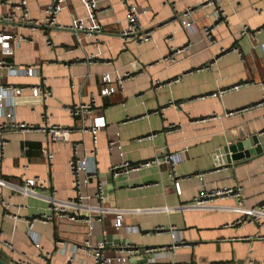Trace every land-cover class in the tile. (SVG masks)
I'll use <instances>...</instances> for the list:
<instances>
[{
	"label": "crops",
	"instance_id": "0c3cea01",
	"mask_svg": "<svg viewBox=\"0 0 264 264\" xmlns=\"http://www.w3.org/2000/svg\"><path fill=\"white\" fill-rule=\"evenodd\" d=\"M21 1L0 0V17L10 11L15 15L0 23V32L26 38L10 53L0 44V61L12 65L9 70L0 67L4 94L0 125L7 123L6 115L12 111L14 122L43 129H3L6 144L0 178L6 183H0V259L9 264H19L22 258L31 264H97L90 251L72 247L86 240L93 245L105 240L106 257L116 256L121 244H131L138 251L126 263L114 259L103 264L264 260V224H234L240 216L236 198L203 207L193 204L202 189L215 187H241L246 207L264 202V152L230 163L216 162L229 137L257 135L264 145V0H219L217 5L211 0H177L174 7L166 0H127L138 6L141 33L126 39L120 35L128 23L123 0H96L99 34L24 22L22 11L13 8ZM51 1L27 0L30 16L40 18ZM219 7L226 21L217 17ZM187 8L193 10L192 32L181 25ZM75 18L91 24L82 0H67L59 22L69 25ZM211 26H215L212 43L204 33ZM145 32L149 37L142 40ZM127 74L132 77L120 87ZM40 83L52 90L46 105L30 90L16 96L1 87ZM239 84L223 96H211ZM106 87L115 90L104 94ZM93 99V112L83 117L73 116L67 108ZM180 101L186 104L178 108ZM94 116L106 120L97 140L82 130ZM52 124L68 131L52 140L48 131ZM43 148L53 152L52 162ZM92 150H96L97 177L82 187V194L93 196L101 182L102 204L108 210L99 214L98 200L92 197L82 201L87 207L68 210L80 216L79 221L54 214L53 197L79 201L70 161ZM169 153L181 156L175 166L161 162ZM148 160L155 161L118 175L111 169L122 162ZM33 177L45 182V187H37V194L23 193L18 186ZM172 226L183 242L168 231ZM158 227L168 230L159 232Z\"/></svg>",
	"mask_w": 264,
	"mask_h": 264
},
{
	"label": "built area",
	"instance_id": "2783aa9c",
	"mask_svg": "<svg viewBox=\"0 0 264 264\" xmlns=\"http://www.w3.org/2000/svg\"><path fill=\"white\" fill-rule=\"evenodd\" d=\"M5 3H10L11 0H3ZM125 1L126 5V18H127V26L121 31L120 35L123 38H134L136 36H139L141 33V24H140V18H139V9L136 4L133 2L123 0ZM177 0H166L167 3L171 4V6H175ZM219 0H211L210 3L217 5ZM84 3L85 7L88 10L89 13V18L91 20V24L88 25L86 24L83 20L79 18L73 19L72 23L69 25H63L59 21V14L60 12L67 7V0H52L48 6H46L43 10V14L40 18L35 19L29 14V8H28V3L27 0H22L20 4L15 5L13 8L20 9L22 11V19L24 22L27 23H32L37 26H58L61 29H68L72 30L75 32H88L92 34H99L101 32V25L97 20L98 16V6H97V1L96 0H82ZM192 12L193 10L191 8H187L184 12V18L181 20V25L182 27L187 30L188 32H192L193 29V22H192ZM225 12L221 10V8H217L216 10V15L221 21H226L227 16L224 14ZM14 13L13 12H8L7 14L3 15L0 17V23L6 22L8 20H11L14 18ZM215 26L211 27H205L204 28V33L209 40V42H214L215 37H214V30ZM245 30L242 32L244 33ZM149 37V33L145 32L142 36V40H145ZM25 37H17L12 34L0 32V44L3 50L7 53L12 52L13 46L18 45L22 40H25ZM13 40L14 44L11 42ZM47 44L49 46H52V41L51 39L47 40ZM238 49V48H237ZM178 52V50L171 55L170 60H174L175 54ZM0 67L4 69H12V65L6 64L3 61H0ZM27 72L29 74L33 73V70L31 67L27 68ZM132 75L127 74V76L123 77L121 79V84L120 87L122 86V82L126 78H131ZM105 81H109L110 77L109 75L104 76ZM175 81H178L176 79ZM242 84L229 87V88H224L220 89L218 91H215L211 94L212 97L216 96H223L225 93L228 91H231L233 89H237L241 86ZM4 90H10L14 93L16 96H20L23 94L25 90H30L32 92V96L41 104L46 105V100L52 95V90L44 85L43 83L37 84V85H14V84H7L4 86H1ZM115 90L114 87H106L103 89L104 94H110ZM4 99V94L0 92V105L3 102ZM94 104L95 101L94 99L91 100L90 102H83L79 104H74L71 106H68V110L71 112L73 116H85L86 114H90L93 112L94 109ZM185 102L180 101L176 103V107H184ZM7 118L8 121L7 123H4L0 125V163L3 160L4 156V147L6 144V141L3 139V129L10 126L13 128H18L22 129L25 131H30V130H41L43 129L42 127H38L35 124H27V123H18L14 122V113L12 111L7 113ZM86 121V119L84 118ZM106 126V120L104 116H94L92 120L91 125L83 126L82 130L91 132L93 134L94 140H97V134L100 129L105 128ZM173 127V126H172ZM48 131H50L52 135V140H56L58 133L59 132H67L68 129L63 128L60 125L52 124L48 128ZM114 144V142H112ZM42 152L44 156L47 158L49 162H52L54 158L53 152H51L48 148H43ZM95 155H96V150H92L88 155L86 156H77L74 159L70 161V169L71 173L73 176V186H74V191L78 195V202H72V201H63L59 200L56 198H52V205L51 209L54 211V214H57L62 217H67L72 221H79L82 218L78 216L77 214H69L68 210L70 208H83L87 207L82 201H86L92 197H95L98 200V210L100 211L99 214L106 212L108 209L103 206V200H104V195H103V186L102 183L99 182L96 185V191L94 195L90 194H82V187L86 184L89 183L90 180H93L94 178L97 177V169H96V164H95ZM181 159V156L178 154H166L163 156L161 162H167L170 163L171 165L175 166L176 163H178ZM155 160H148L144 162H140L138 164H130L129 162H122L118 164H114L112 166V171L118 175L120 173H125L129 172L131 170H138L141 169L142 167H146L151 165ZM85 175V179L82 178V175ZM198 177L202 180L203 179V174H199ZM0 183L5 184V180L0 178ZM19 189L25 193V194H37V187H45V182L41 181L37 177L33 178H26L21 186H18ZM175 188L177 192H181V187H180V182L179 180L175 179ZM242 188L241 187H215L211 189H202L198 196L195 198L193 204L195 206L203 207L205 205H208L210 203L224 200L227 198H236L238 200V205L237 209L240 211V216L239 218L235 221L234 224H242L245 222L248 223H253V222H258L260 225L264 224V202L258 204L255 207H246L243 204L242 201ZM168 229L164 227H158L156 228V231L163 232ZM168 231H171L172 235L174 238L178 239V241H182V238L179 236V231L175 228V226H172ZM32 239L36 243L37 246L38 244V238L35 236L34 232H30ZM247 237H242L241 239H246ZM106 248V241L102 240L99 241L96 245H93L90 240H86L85 243L82 246H74L72 249L74 251H78L80 249H85L91 252V254L95 258V262L97 264H103V263H110L114 259L121 262V263H126L129 261V258L137 252L138 250L135 248V246L131 244H121L119 245L116 249V256L113 257H106L103 254L104 249ZM251 264H264V260L262 261H255L254 259H250ZM19 264H31L28 260L25 258H22L19 260Z\"/></svg>",
	"mask_w": 264,
	"mask_h": 264
},
{
	"label": "water",
	"instance_id": "95a60500",
	"mask_svg": "<svg viewBox=\"0 0 264 264\" xmlns=\"http://www.w3.org/2000/svg\"><path fill=\"white\" fill-rule=\"evenodd\" d=\"M240 137V138H239ZM264 152V145H261L257 135L234 136L228 138V143L217 153V165L230 163L232 161L251 157ZM0 264H9L0 259Z\"/></svg>",
	"mask_w": 264,
	"mask_h": 264
}]
</instances>
